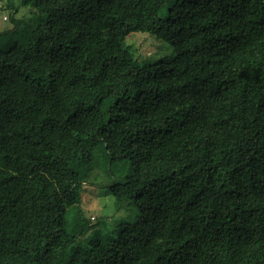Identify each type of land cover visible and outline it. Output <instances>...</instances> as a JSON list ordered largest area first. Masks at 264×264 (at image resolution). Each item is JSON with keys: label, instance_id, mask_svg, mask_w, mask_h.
Here are the masks:
<instances>
[{"label": "trees", "instance_id": "obj_1", "mask_svg": "<svg viewBox=\"0 0 264 264\" xmlns=\"http://www.w3.org/2000/svg\"><path fill=\"white\" fill-rule=\"evenodd\" d=\"M23 4L43 19L0 49V264H264V0ZM138 32L173 54L136 71ZM96 171L141 216L77 246Z\"/></svg>", "mask_w": 264, "mask_h": 264}, {"label": "rangeland", "instance_id": "obj_2", "mask_svg": "<svg viewBox=\"0 0 264 264\" xmlns=\"http://www.w3.org/2000/svg\"><path fill=\"white\" fill-rule=\"evenodd\" d=\"M12 18L16 19L20 26L16 27ZM42 19L34 8L26 7L23 0H0V49H5L13 41H22L28 30L41 22ZM126 45L137 60L136 71L144 70L146 67L156 64L161 58L173 54L171 43L143 32L129 35ZM195 170L201 177L207 176L205 167L199 161L195 163ZM115 173V180L121 181L126 175L127 169H121ZM115 176L96 171L88 184L83 186L81 190L82 211L84 217L90 220L91 225L90 229L82 235L83 226H74L75 233L78 235L77 246H86L87 240L89 241L93 233L109 234L120 223L139 221L141 212L132 201H128L124 207L118 208L109 190ZM68 257L67 255L65 258L68 259ZM61 264H66V260Z\"/></svg>", "mask_w": 264, "mask_h": 264}]
</instances>
